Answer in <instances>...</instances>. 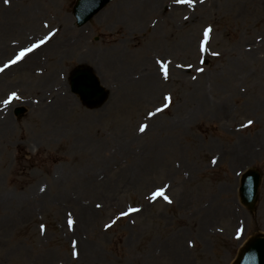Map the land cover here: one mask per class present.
Here are the masks:
<instances>
[{
	"label": "rangeland",
	"instance_id": "obj_1",
	"mask_svg": "<svg viewBox=\"0 0 264 264\" xmlns=\"http://www.w3.org/2000/svg\"><path fill=\"white\" fill-rule=\"evenodd\" d=\"M76 1L0 0V264H233L264 233V176L255 212L239 195L264 174V0H111L83 26ZM85 63L96 108L71 91Z\"/></svg>",
	"mask_w": 264,
	"mask_h": 264
},
{
	"label": "water",
	"instance_id": "obj_2",
	"mask_svg": "<svg viewBox=\"0 0 264 264\" xmlns=\"http://www.w3.org/2000/svg\"><path fill=\"white\" fill-rule=\"evenodd\" d=\"M110 0H78L74 9V14L78 19V24L83 25L95 13L104 8ZM72 91L78 93L83 101L90 107H97L107 100V91L89 66H79L74 69L71 76ZM24 108L17 109L16 113L21 116ZM262 174L257 169H250L245 172L241 180L240 195L243 204L251 210H255L256 201L259 197V187L261 185ZM235 264H264V234L258 233L251 237L246 245L241 249Z\"/></svg>",
	"mask_w": 264,
	"mask_h": 264
},
{
	"label": "snow or ice",
	"instance_id": "obj_3",
	"mask_svg": "<svg viewBox=\"0 0 264 264\" xmlns=\"http://www.w3.org/2000/svg\"><path fill=\"white\" fill-rule=\"evenodd\" d=\"M194 2H195V0H176V3H179V4L194 3ZM200 2H203V0H200ZM5 3H8V0H5ZM45 26L47 27V25H45ZM211 31H212V29H211L210 26H209L207 29H205V32H204L205 40H204V43L201 45V49H202V50H206V49L204 48V44L207 43V40H208V37H209V33H211ZM51 35H52V34L50 33L49 36H46V37L40 39V40L38 41V43H34V44H32L30 47L23 48V49L19 52V54L16 56V58H15L14 60L10 61L9 63H10V64H15V63L18 62L19 60L23 59L28 53H31V52L34 51L35 49L39 48L41 45L45 44V43L47 42V40L50 38ZM215 54H216V55H219V53H215ZM159 63L161 64V68H162V70H163L164 76H165V78L167 79V78L169 77V63H170V62H169V63H165V62H163V61H160ZM8 66H9V65L6 64L4 67L6 68V67H8ZM0 71H3V69H0ZM199 71L202 72L203 69L201 68V69H199ZM18 98H19V97H18L17 93L13 92V93H11V95L9 96V98H8L7 100H4V101H3V103H4L5 105H7L8 103H10L11 100H13V99H18ZM164 99L168 102V103H166V104L164 105V107H168L169 104H170V102H171V99H172V98H171V95L166 96ZM162 110H163L162 108H157V109H156V112H150L149 115H150V116H154V115H156V113H158V112H160V111H162ZM252 123H253V121H251V120L248 121V124H249V125H251ZM147 127H148L147 125H142V126L140 127L139 130H140L141 132H144V131L146 130ZM214 162H215V161H214ZM157 197H163L164 200H166L168 203H172L171 198L168 197L167 195H165V190H164L163 188H159V189H157V190L153 193V197H152V198H153V199H156ZM97 207H100V205H97ZM139 211H140V209H138V208H132V209H129L128 211H126V212H121V213H120V216H127V215H129L131 212H139ZM117 219H119V217H117ZM68 223H69L70 226H73L74 223H75V221L72 220V219H69ZM115 223H116V220H113V221H112V224H115ZM112 224L106 225V227H111ZM42 229H43V226H42ZM75 243H76V242H74V244H75ZM74 255H78V252L74 253Z\"/></svg>",
	"mask_w": 264,
	"mask_h": 264
},
{
	"label": "bare ground",
	"instance_id": "obj_4",
	"mask_svg": "<svg viewBox=\"0 0 264 264\" xmlns=\"http://www.w3.org/2000/svg\"><path fill=\"white\" fill-rule=\"evenodd\" d=\"M140 2L141 3L137 4V6H135V5L132 6L133 4H128V6L133 8V10H131V13H134V14L136 13V15H137V14H142V12H148L152 9L153 10L159 9V7L161 6L162 0H140ZM126 5L124 6L123 4H119L117 6V8H119L121 10L122 8H125ZM93 69L95 70V67H93ZM146 79L148 80V84L151 85L150 79L149 78H146ZM61 90L62 91L59 93L60 94V100H59V104L57 106V109L59 111H62L63 109L68 108L71 105L70 103H68L67 99L64 100L65 90H63V89H61Z\"/></svg>",
	"mask_w": 264,
	"mask_h": 264
}]
</instances>
